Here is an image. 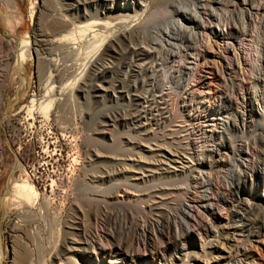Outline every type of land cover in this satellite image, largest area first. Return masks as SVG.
I'll return each mask as SVG.
<instances>
[{
  "label": "rangeland",
  "instance_id": "obj_1",
  "mask_svg": "<svg viewBox=\"0 0 264 264\" xmlns=\"http://www.w3.org/2000/svg\"><path fill=\"white\" fill-rule=\"evenodd\" d=\"M161 1L0 0V80L6 75L0 105V264H17L26 242H31L26 246L31 264H39L44 254L37 251L34 239L46 252L52 251L53 225L67 233L65 238H76L71 236L72 225L80 223V207L86 210V234L92 233L95 241L107 237L104 231L110 234L106 251L127 245L139 254L128 258L114 252L104 255L99 247L85 248L99 264H164L176 259L181 260L176 264H264L263 215L248 231L225 235L228 228L241 231L240 223L248 225L257 217L258 212L240 210L242 205L264 210V163L244 175L229 171L233 156L238 160L239 146H248L242 154L248 165L257 158L256 149L264 158V0H247L239 7L232 0ZM194 9L200 27L198 21L181 22L173 12L189 15ZM134 12L141 24L125 32L101 31L99 35L107 37L101 45L98 36L85 34L57 46L63 28L108 24ZM6 41L12 48H17L14 41L28 44L20 71L5 57ZM80 63L86 67L79 83L82 92L77 90L73 100L55 98L47 117L35 110L46 93L43 82L52 76V85L58 86L66 71ZM32 99L34 111L28 109ZM212 117L220 120L215 130L206 122ZM226 120L227 131L222 126ZM192 128L206 134L190 136L191 143L198 142L203 147L197 151L211 155L198 159L202 176L218 177L224 193L230 194L228 205L212 208L222 220L217 236L203 237L208 227L201 236L193 230L178 246L184 247L180 255L172 247L150 254L143 243L149 229L143 224L147 216L140 214L145 206L137 201L140 195L151 194L154 205L161 203L158 207L166 212L177 203L203 211L196 201L171 194L182 193L183 175L195 165L189 159L192 153L182 152L185 129ZM22 181L55 203L56 210L46 214L44 222H31L33 218L11 206L8 196L9 207L5 204L10 184ZM112 193L132 196L108 200ZM170 231L177 232L175 227ZM150 235L154 239V233ZM50 264L58 262L51 259Z\"/></svg>",
  "mask_w": 264,
  "mask_h": 264
},
{
  "label": "bare ground",
  "instance_id": "obj_2",
  "mask_svg": "<svg viewBox=\"0 0 264 264\" xmlns=\"http://www.w3.org/2000/svg\"><path fill=\"white\" fill-rule=\"evenodd\" d=\"M167 1L168 0H163L161 2L164 3ZM246 2H247V0H232L231 4L233 6L238 5V7H239V5H245ZM132 4H133L132 8L135 9V7L137 6L136 1L135 2L132 1ZM225 5H226V3H225ZM144 8L146 9V8H148V6L145 5ZM193 11L194 12L189 10L190 13L191 12L193 13V14L191 13L189 15L185 14L184 12H182L180 10H174L173 12H175L176 16L180 17L181 22L185 23L186 21L187 22L198 21V24L196 26L200 27L201 19H200L199 13H197L195 9ZM250 17H251L252 22L254 23L253 15ZM141 20L142 19L139 16V14L134 12V14L132 16L127 15L125 17V19H116L114 22L108 23V24H97V23H95L94 25L87 24L84 26L70 25L71 26L70 29L69 28H63L62 26H60L61 28H63L62 30H60L61 33H65V34L58 38L57 46H66L67 43H69V42L73 43L74 41L78 40L79 38H81L85 34H86V36H88L89 34H92V36L95 38H97V36H98V39L96 41H98V44L101 45L105 40H107V37L105 35L104 36L99 35L101 31L104 34L106 32H111L114 30L116 31V33H119L120 29L122 32H125L128 30H131L133 27L135 28L139 23L141 24ZM173 21H175L176 24L180 28H182L184 30L189 29V27L182 25V23L179 20H173ZM210 25H211V23H210ZM60 31H59V33H60ZM14 43L16 44L17 48H12L11 42H8V41L4 42V46L6 48L5 57H7V60L11 63L16 62L17 70L20 71V67H21L23 61H25L24 60L25 59L24 58L25 50H29L28 46H27L28 44L25 41H19V42L14 41ZM206 46H207V48L209 47V45H207V44H206ZM221 53H222V51H221ZM235 55L233 54V56H235ZM238 56H239V54H238ZM234 58H236V57H234ZM51 64H53V66L56 65L55 63H51ZM49 68H51V67H49ZM85 68L86 67L84 64H81V65L78 64L74 67H71V69L66 71V74L60 78V80L58 81V86L52 85L53 84L52 76H49V78H47L43 82L45 85L44 90L46 91L44 99L42 101H40L36 106H35L36 100L32 99L30 101V105H29L28 109L31 111H34L33 106H35V110H38V112L41 113L44 117H47L46 112H48L50 110L51 106H53V104H55V98H57V101H60L62 99H67V100L72 99L73 100L74 96H75V92L77 90L82 92V90H83L82 87L79 85V83H80L82 74L85 71ZM56 69H58V68H56ZM50 71H51V69H50ZM166 76H163V77H166ZM168 78H169V76H168ZM168 78H167V80H168ZM5 79H6V75H4L3 79L0 80V105L2 102L3 87H4ZM178 97H179V94L175 97L176 100ZM181 100H182V98H181ZM196 120H199V118ZM196 120L193 119V121H196ZM189 121H192V118L189 119ZM206 122H210L209 126H211L212 130H215V128H217V126H218V123H220V120L218 121V119L212 117L209 119V121H206ZM222 126H223V129L227 131L228 130V121L226 120L225 123H222ZM185 133H186L185 140L187 142L184 144V149L182 152H183V154H186L185 152H187V151L191 152L192 156L189 155V159L195 161V165L188 168V171L185 172V175H183V183H184L185 188H182V193H171V194H173L175 196V198H177V199L196 201L197 203H199L201 205V207L203 208V211L202 210L198 211L197 206L190 208V207L186 206L184 203H177V205L175 207L174 206L167 207L169 209V212H166V211L161 210L160 207H158V206H160L161 203H159L158 205H154V204H156V201H155V198L151 194L147 193L146 195H142V196L140 195L137 198V201L143 202L145 204L144 208H142V210L140 211V214L144 217L147 216V219L143 220L144 222L143 221L142 222H143V224H145V227L147 226V228L149 229V235L145 234L146 239L144 240V242L143 241L142 242L144 243V246L149 250L150 254H154L156 252V249L158 251H161L162 253H166L172 247V249L176 252V254L180 255L181 252L183 251L184 247L177 249L178 246L179 245L183 246L182 244H184L186 242V240H188L191 237L190 232H192L193 230L197 231L199 233V235L201 236L202 235L201 231L208 227L209 229L207 228V231L203 237L207 238L208 233L211 235L216 234V236H217V234H218L217 233V226H218L217 224H218V222H221L222 220L219 216L212 213V211H213L212 208L213 207H216L218 209L226 208V206L228 205L227 204V198L230 194L224 193L225 187L223 186V184L222 185L220 184L218 177L216 176L213 179L210 173H209V175H206V177L202 176L201 172H202L203 168L201 167V163L199 162L198 159L200 157H202L203 155L208 156V158H211V155L208 152H206L208 150L203 149L200 152L197 151V150L202 149L203 146H201V145L199 146V143L196 141L191 143L190 138H189L190 136H195L197 138V136L199 137V136H201V134L204 135L206 133L202 132L199 128L185 129ZM212 135H213V132L211 131V133L208 135V137L212 138ZM245 149H248L247 145L239 146V149L236 150L238 152L237 153V159L238 160H236L235 157L233 156V163H232V165L229 166L230 172L236 173L238 175H244L247 172L246 170H248L249 173L250 172L252 173V172H254V169L256 168V166L258 165L259 162L264 163V158L261 155V149H256V150H259V151H257L259 153L256 154L257 158L250 161V163H249L250 165L246 164L245 163L246 162L245 160L247 158L246 154H245V157L242 156V154L245 153ZM254 155L255 154L253 153V156ZM239 160H242V161L237 162ZM209 167H210V170L212 171V167L211 166H209ZM193 172H195V173H193ZM221 187H223V189ZM82 194H81V197L83 196V198H81V199H83V201H84V200H86V193H84L83 195ZM160 194H162V193H156V195H160ZM7 196L10 199L11 206L13 208H15L18 212H20L22 215H26L27 217L33 218V220L31 222H34V223H36L38 220L40 221L42 219H45L46 214L52 213L54 210H56L55 203L51 199H49V197H46L44 194L39 196L37 193H35L33 187L27 181H22L21 183H16V182L14 183L13 182V184H10V186L8 187V191L5 195V199H4L5 204L7 205V207H9V205L6 201ZM126 196L130 197L132 195L129 193H121V195H119V193H115V195H114L112 193L111 195H108V198H109L108 200L120 199V200L124 201ZM83 208H85V207H83ZM240 208H241L240 210L247 211V213L258 212V213H256L257 217L255 219H253L252 221L250 220V223L248 225L243 224V222L240 223L242 225L241 231H240V229L237 230V227H236V229H232V231L230 230V228H228L229 231H226V233H225L226 236H228L230 234V236L233 237V235L237 234V232H239V233H242L243 231L246 232L249 230L248 228H249V226H251V222L256 223V220H258L260 215H263V217H264V210L260 211L258 209H254L251 207V205H247L245 207L242 205ZM78 211H79L80 223H76V224L72 225L74 228L73 229L74 233L71 235L72 237H76L75 235H77L76 238H71V237H70V239L65 238V235L67 233L63 230V228H62V230L64 232L62 231V233H61V230H59L60 226L58 229L57 227L55 228V226L53 225V226H51L50 238L54 239V246L55 247L53 248L52 251L46 252L43 244L41 242H38L36 238L34 239V244L36 246L37 251L41 253V254L39 253L40 255L44 254L42 257L41 256L38 257L37 261L39 264H50L51 259L56 260L58 262V264H86V262H87V264H99L96 261V259L93 260L92 257L85 254V251L87 250V249L85 250V248H91L94 250L96 247H99V249L102 251V253L104 255H111V253L114 252V251H112V249H109L106 251L105 246H107V241H108L107 237L110 236V234L107 233L106 231H104V232L106 233L107 237L104 236V239L100 240V236H99L97 241L94 240L92 233H90V234L85 233L86 230H85V226H84L83 222H85L84 219H86V216H87L86 210H84L80 207V209H78ZM95 215L92 217L91 220H93L96 223L97 217ZM127 215L129 217L131 223L138 226V220L135 219L134 215L131 213L130 214L127 213ZM204 216H206L205 219H204ZM236 218L241 219L242 217L237 216ZM127 220H126V222H127ZM136 222H137V224H136ZM55 223H57V222H55ZM237 223L238 222L234 221V224H237ZM140 227L142 229V226H140ZM173 227H175V229L177 231L175 233V235L170 233L171 232L170 230H172ZM231 228H233V227H231ZM49 230H50V228H49ZM214 230H216V231L214 232ZM156 231L159 233L158 236H156V233H155ZM34 232L36 233V231H33V233ZM151 232L154 233V235H155L154 239L152 238V235H150ZM99 241L101 243H99ZM30 243L31 242H26L24 244V246H23L24 252L17 258V260H16L17 264H31L32 260L30 258H28V255L30 256V254H29L30 251H28V249L26 247L27 244H30ZM127 248H128L127 245L125 246L124 249L122 246H117L116 251L114 253L115 254H124L125 256H128V258L129 257H131V258L136 257L139 255L135 250H128ZM46 249H48V248H46ZM180 261L181 260L176 259L174 261H170V263H169V262H167V260H165V263L176 264V262L180 263ZM153 264H163V263H160V262H158V260H156V261H154Z\"/></svg>",
  "mask_w": 264,
  "mask_h": 264
}]
</instances>
